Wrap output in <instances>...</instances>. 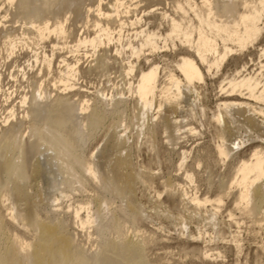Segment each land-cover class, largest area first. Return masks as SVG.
Masks as SVG:
<instances>
[{
  "label": "rangeland",
  "instance_id": "obj_1",
  "mask_svg": "<svg viewBox=\"0 0 264 264\" xmlns=\"http://www.w3.org/2000/svg\"><path fill=\"white\" fill-rule=\"evenodd\" d=\"M33 1L36 8L43 6L39 15L22 11L17 0H0V137L6 127L20 123L19 141L34 146L25 179L13 170L0 189L5 237L34 241L35 228L10 218L34 212L41 221L64 224L88 257L106 242L125 241L142 242L148 264H264V203L255 213L245 214L235 206L236 191L230 187L242 161L256 152L264 158V98L256 101L245 90L229 93L231 84L244 79L258 83L256 92H264L260 0H212L210 12L201 0ZM99 1L108 19L97 17ZM119 1L117 14H112L111 7ZM252 8L259 14L258 32L243 48L207 26L232 25ZM58 10L61 14L55 16ZM172 20L191 44L171 33ZM46 22L49 30L38 33ZM199 34L214 40L218 50L205 53L203 64L194 52ZM147 38L154 43L152 51L143 48ZM91 39L95 48L81 44ZM183 56L194 59L203 81L184 86L178 70ZM216 60L220 66L208 71ZM66 66L75 77L66 86L56 84ZM152 67L157 68V90L145 112L136 85L140 74ZM169 75L181 81L182 95L158 109L163 101L158 90L167 86ZM35 93L40 94L38 104L45 102V95L75 104L68 126L79 140L82 161L94 164L98 180L78 173L73 177L67 171L70 156L60 147V153L51 150L46 133L40 140L25 117ZM238 103L245 105L227 110L223 106ZM93 106L99 108L102 125L90 132L87 115ZM218 114L223 122H217ZM249 116L252 124L245 119ZM221 140L231 150L227 158L217 155ZM118 161L120 172L134 177L130 192L117 193L107 184L119 173ZM37 162L43 173L32 175ZM17 183L26 199L13 194ZM257 185L264 190V180Z\"/></svg>",
  "mask_w": 264,
  "mask_h": 264
},
{
  "label": "bare ground",
  "instance_id": "obj_2",
  "mask_svg": "<svg viewBox=\"0 0 264 264\" xmlns=\"http://www.w3.org/2000/svg\"><path fill=\"white\" fill-rule=\"evenodd\" d=\"M219 1L223 2V0ZM212 2V0H201V6L207 8L210 12ZM46 3L47 1H44V4ZM259 4L260 6L264 5V0H260ZM119 5H121L120 1L111 7L110 12L112 14H117L116 9H118ZM17 6L27 14L39 15L44 10L43 6L36 8L33 0H17ZM226 7L227 5L224 6V8ZM95 13L99 19L101 16L102 18H109L108 14L103 13L100 1L99 5L95 9ZM60 14L61 11L58 10L56 11L55 16ZM258 17L259 14L257 9L252 8L251 11L238 15L237 19L232 21V25H217L215 23H208L207 26L215 30L217 35L222 37L225 41L236 43L239 48H243L247 42H250L255 38L258 32V27L256 26ZM171 28L172 34L177 36L182 35V37L187 41V44H191L186 37V34L181 31L179 23L172 20ZM47 30H49L47 22L42 28L36 29V31L40 34ZM63 32L64 28L62 27V24H59V33ZM82 42L83 43L81 44L83 45L89 44L93 48L96 47L95 39ZM143 48L148 49V51H152L155 49L154 43L147 38ZM194 52L198 60L203 64L205 63V53L210 52L212 54H216L218 53V50L214 40L199 34L198 46L195 47ZM227 52V50L224 51L219 58L220 61L226 57ZM213 66L216 68L219 67L220 62L218 60L214 61L212 65L208 66L207 70L209 71ZM131 70L132 69H129V72H132ZM178 70L184 79L185 87L190 86L194 82L203 81L201 69L190 56L182 57L180 64L178 65ZM74 77L75 72L66 66L63 75L58 79L56 84L61 83L65 85L71 78ZM157 78V68L152 67L148 71L141 73L138 79L136 94L142 104V109L145 112L151 108V100L157 90ZM257 86L258 83L252 81V79H244L240 83L231 84L229 93L241 92L242 90H245L248 92L249 97L256 101H261L264 98V92H256ZM70 87H73V85H70ZM172 89H174V91H172ZM158 91L163 97V101L158 105V109H161L162 106H165V102L170 100V98H178L182 95L181 81L176 79L173 75H169L167 86L160 88ZM39 98V93H35V95L32 96V102L25 112V117L31 119L33 123L32 127L38 131V137L40 140L43 137V134L46 133L49 137V147H51V150H58L59 152L60 147L64 152H66L65 155L70 156L71 160L69 162V167H67V171H69L73 177H75L78 173L80 176H88L91 180H98L99 178L94 164L82 161L77 151V147H79L80 144L79 140L76 137L73 127L68 126L70 116H73V114L75 115V104L69 101V99L59 95L53 97L51 100H49L50 98H48V95H45L46 100L41 104L36 103ZM23 103L24 101L21 102V104ZM244 105L245 103H238L237 105L224 104L223 106L224 109L227 110L232 106L242 107ZM82 109L87 110V108L85 109L84 107H82ZM88 110L87 128L90 132H94L102 125L101 113L97 106H93ZM237 111L240 112L238 109ZM245 119L251 122V124L254 122L253 117L249 116ZM216 120L217 122H223L222 115L218 114ZM39 125L45 126L46 129H41ZM20 128V123L13 124L6 127L1 133L0 189L3 186V183L12 178L13 170H15L19 179H25V168L26 166H31V164H28V160L29 155L32 151H34V146L30 144L23 146V143L21 144L19 141L21 140ZM222 136L223 134H221V139ZM116 140H119V137H116ZM116 144H118V142ZM42 145L45 144L42 143ZM230 151L231 150L225 146L222 140L221 144L216 148V152L219 157L227 158ZM121 164V161L117 162L116 172L119 173L116 175V178H110L111 181L107 184L113 186L114 191L117 193L121 191L130 192L134 177L130 172L122 174L123 172H120ZM40 173H43V168L41 164L37 162L35 165H32L31 174L38 175ZM187 178L189 179L190 177L187 176ZM76 180L79 184V179L76 178ZM262 180H264V158L262 156V152L254 153L249 160L242 161L236 167L235 179L230 187L234 186L236 191L234 201L235 206L242 210L245 214L247 213L251 215L255 213V211H258L260 206L264 203V190H262L261 186L257 185V183ZM103 183L105 185V182ZM19 184L20 183L14 185L13 194L18 199H26L27 194ZM191 200L196 202L197 207L202 205V203L198 202V199L196 198ZM81 209L88 210L89 207L83 206ZM11 210L12 212H15V207H12ZM257 213L259 214V212ZM10 218L15 222L17 220L26 222L28 226L36 229L38 236L32 242H24L16 235L5 237L3 225L0 220V264H148L144 258L143 247L141 246L142 242L139 243V245H130L125 241H122L121 243L112 241L106 242L104 245L102 244L101 249L99 248L97 253L88 257L84 254L83 250L74 243L73 238L67 231L64 224L41 221L34 214V212H30L27 215L11 214Z\"/></svg>",
  "mask_w": 264,
  "mask_h": 264
}]
</instances>
